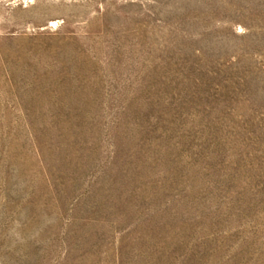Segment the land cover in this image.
Here are the masks:
<instances>
[{
	"label": "rangeland",
	"instance_id": "rangeland-1",
	"mask_svg": "<svg viewBox=\"0 0 264 264\" xmlns=\"http://www.w3.org/2000/svg\"><path fill=\"white\" fill-rule=\"evenodd\" d=\"M0 264H264V0H0Z\"/></svg>",
	"mask_w": 264,
	"mask_h": 264
}]
</instances>
